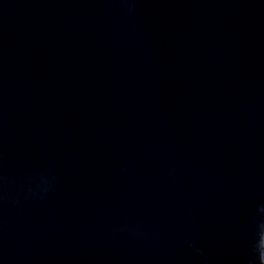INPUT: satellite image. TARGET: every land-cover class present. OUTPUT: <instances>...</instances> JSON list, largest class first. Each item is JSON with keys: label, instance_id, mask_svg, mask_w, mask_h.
I'll use <instances>...</instances> for the list:
<instances>
[{"label": "water", "instance_id": "95a60500", "mask_svg": "<svg viewBox=\"0 0 264 264\" xmlns=\"http://www.w3.org/2000/svg\"><path fill=\"white\" fill-rule=\"evenodd\" d=\"M0 264H264V0H0Z\"/></svg>", "mask_w": 264, "mask_h": 264}]
</instances>
